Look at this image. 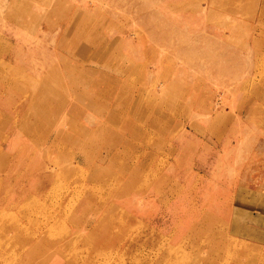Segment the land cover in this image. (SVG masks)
Instances as JSON below:
<instances>
[{"label":"rangeland","instance_id":"1","mask_svg":"<svg viewBox=\"0 0 264 264\" xmlns=\"http://www.w3.org/2000/svg\"><path fill=\"white\" fill-rule=\"evenodd\" d=\"M6 139L0 264H264V0H0Z\"/></svg>","mask_w":264,"mask_h":264},{"label":"crops","instance_id":"2","mask_svg":"<svg viewBox=\"0 0 264 264\" xmlns=\"http://www.w3.org/2000/svg\"><path fill=\"white\" fill-rule=\"evenodd\" d=\"M8 145V139H6L4 142L2 141V142H0V146H7ZM2 148V147H1ZM0 152H2L1 151V149H0ZM44 173H47V172H44ZM72 172L71 171H66L63 175H62V177H58L55 173H53V172H51V171H49L47 174V176L46 175H43V173H40V175H39V177H38V179H37V185H38V188H39V190L41 191V190H43V188L45 187L44 185V183H45V181H44V179L43 180H41L42 178H46V177H55L56 179H57V177L58 178H64V180H65V183L66 184H68V185H72V183H73V181L71 180V181H69V179H70V174H71ZM55 174V175H54ZM58 182H60L59 180H57V183ZM47 190V189H46ZM136 192H138V191H136ZM118 194L120 195V192H118ZM131 194H132V192H131ZM118 197H120L121 198V195L120 196H118ZM128 199L126 198L125 199V201H127ZM122 201L121 200H117V203H121ZM125 203V202H124ZM129 204H131V201H130V199H129ZM96 207V209H101V204H99V202L98 201H96V202H93V201H91V202H88V201H86V200H82L79 204H78V206H77V210H80V211H83V210H88V209H94Z\"/></svg>","mask_w":264,"mask_h":264}]
</instances>
